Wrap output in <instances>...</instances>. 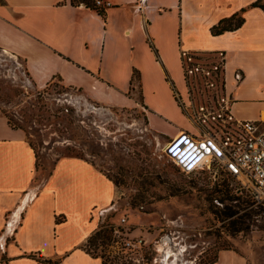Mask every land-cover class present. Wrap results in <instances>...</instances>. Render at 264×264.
<instances>
[{"label": "crops", "instance_id": "obj_1", "mask_svg": "<svg viewBox=\"0 0 264 264\" xmlns=\"http://www.w3.org/2000/svg\"><path fill=\"white\" fill-rule=\"evenodd\" d=\"M109 1L101 14L70 0H1L0 47L24 62L39 88L57 79L115 107L133 106L139 88L149 125L163 134L176 120L160 97L165 87L183 116L173 91L182 96L185 87L181 50H223L234 115L264 127V8L252 5L257 0ZM235 14L244 18L240 27L212 32ZM37 174L34 148L0 109V264H103L84 245L113 210L114 182L78 156L57 158L40 185ZM213 264H241V257L223 250Z\"/></svg>", "mask_w": 264, "mask_h": 264}, {"label": "rangeland", "instance_id": "obj_2", "mask_svg": "<svg viewBox=\"0 0 264 264\" xmlns=\"http://www.w3.org/2000/svg\"><path fill=\"white\" fill-rule=\"evenodd\" d=\"M184 83L192 101L205 100L198 81ZM186 86L182 96L173 87L183 116L167 87L160 96L176 115L162 127L163 134L149 125L139 88L131 94L136 100L131 107L103 105L57 79L39 88L24 62L0 47V108L35 150L36 184L48 176L57 158L78 156L116 186L113 210L92 233L107 228L109 238L86 245L105 264H207L223 250L241 257V264H264V206L259 214L248 217L249 207L223 220L221 212L230 204L212 201L214 188L229 187L242 198H249L247 192L218 163L185 172L165 154L176 129L191 127ZM152 120L161 118L152 114ZM138 194L145 200L132 204ZM241 215L249 226L231 235L229 222Z\"/></svg>", "mask_w": 264, "mask_h": 264}, {"label": "built area", "instance_id": "obj_3", "mask_svg": "<svg viewBox=\"0 0 264 264\" xmlns=\"http://www.w3.org/2000/svg\"><path fill=\"white\" fill-rule=\"evenodd\" d=\"M94 4L101 9L112 5L109 0H94ZM180 58L184 79L198 81L205 100L198 104L192 101L185 85L194 130H183L170 137L165 154L185 172L203 170L218 163L256 204L264 205V127L234 115V100L226 87V52L218 50L204 55L181 50ZM235 78L240 81L242 73L237 71Z\"/></svg>", "mask_w": 264, "mask_h": 264}, {"label": "trees", "instance_id": "obj_4", "mask_svg": "<svg viewBox=\"0 0 264 264\" xmlns=\"http://www.w3.org/2000/svg\"><path fill=\"white\" fill-rule=\"evenodd\" d=\"M70 2L73 5H80V4H85L87 7H91V8H96L100 11L101 14H104V9L98 8L95 6L94 4V0H70ZM253 6H260L262 8H264V1L263 0H257L256 2H254L252 4ZM244 21V18L242 17V15L240 14H235L233 16H231L230 18L224 19L222 20L218 25L214 26L212 28V32L214 34H220L224 31L227 30H234L238 27H240L242 25ZM134 80V78H133ZM1 111L5 114L3 108H0ZM6 115V114H5ZM9 124L11 126H13L14 128H17L15 125H13L11 123V121L8 119ZM37 167H38V163H37ZM147 175H143V177H145ZM116 184H118L117 181H115ZM212 201L215 202H219V203H224V202H229L230 205H227L226 208L221 212V216L223 220H227L233 216H235L236 214H238L241 210L247 209L250 207V209L248 210V217L255 215V214H259L260 213V209L262 208V206L264 205H260V204H256L255 201L253 200V198L251 197V195L247 192V194L249 195V198H242L240 195L236 194L233 192L232 189H230L229 187H215L214 191L212 193ZM139 199V201H138ZM144 196L142 194H138L137 196H135V198L132 199V204H136L139 202L144 201ZM220 206V205H218ZM256 206V208H254ZM225 207V206H224ZM223 207V208H224ZM243 217L242 215L239 216V218H232L229 222V233L231 235H235L238 232L244 231L248 228L249 225H245V219L240 218ZM111 231L113 230L112 228L110 229ZM105 239V238H109V230L107 228H100L98 229L94 235H91L87 242L84 245V248L87 250V252H89L90 254L94 255V256H98L97 254H94L92 252H90L87 248L86 245L87 243H96V241L98 239ZM218 258V255H215L214 259H212L210 262H208L207 264H213L214 262H216ZM38 262L39 264H57L56 261H52V260H42L40 258H38ZM103 264H105V262L103 261Z\"/></svg>", "mask_w": 264, "mask_h": 264}, {"label": "bare ground", "instance_id": "obj_5", "mask_svg": "<svg viewBox=\"0 0 264 264\" xmlns=\"http://www.w3.org/2000/svg\"><path fill=\"white\" fill-rule=\"evenodd\" d=\"M181 133V131L180 132H178L177 134H180Z\"/></svg>", "mask_w": 264, "mask_h": 264}]
</instances>
